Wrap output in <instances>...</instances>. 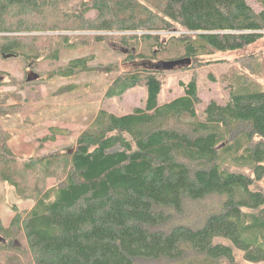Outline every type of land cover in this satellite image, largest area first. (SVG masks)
Instances as JSON below:
<instances>
[{
	"label": "trees",
	"instance_id": "obj_1",
	"mask_svg": "<svg viewBox=\"0 0 264 264\" xmlns=\"http://www.w3.org/2000/svg\"><path fill=\"white\" fill-rule=\"evenodd\" d=\"M257 1L258 10L250 0H0V55L22 56L31 68L66 48L158 41L160 31H182L172 46L182 54L167 60L122 47L129 60H143L118 72L106 96L145 85L146 104L127 113L101 108L72 148L19 158L1 121L17 107L1 96L0 180L34 204L12 205L9 226L0 221V264L63 256L68 264L264 262V111L239 105L264 98V49L230 61L220 75L226 100H204L195 72L181 81L182 95L158 101L165 73L226 61L205 58L264 38V0ZM90 59H72L60 72L75 75ZM179 59L186 65H161ZM53 130L52 139L60 132ZM50 179L56 183L48 186ZM130 199H140L148 216L122 219ZM71 231L90 256L74 261L71 248L57 244ZM157 236L170 251H160Z\"/></svg>",
	"mask_w": 264,
	"mask_h": 264
},
{
	"label": "rangeland",
	"instance_id": "obj_2",
	"mask_svg": "<svg viewBox=\"0 0 264 264\" xmlns=\"http://www.w3.org/2000/svg\"><path fill=\"white\" fill-rule=\"evenodd\" d=\"M250 3L257 10L261 8L257 0H250ZM95 13L96 11L90 10L87 15L94 16ZM160 32L161 36L158 41L152 39L139 41L136 44L129 41L128 44L116 45L105 40L81 45L77 49L66 48L59 52V58L37 59L32 68L25 65L22 56L3 57L0 55V99L4 94H8L7 107H17L16 111L8 113L5 117L2 116L1 121L4 130L11 134L9 144L18 157L27 159L30 156H41L57 150L72 148L78 135L93 121L101 108L114 113H127L138 106H145L148 94L145 85L131 88L121 96L108 97L106 91L118 72L136 70L141 66L140 61L143 59L129 60L127 57L131 52L124 51L125 48H122L124 46L129 45L128 47L135 48L138 54L144 53L147 56L151 55L152 51H156L157 59L162 60L182 54V48L172 47L174 39L182 31ZM262 49H264V38L246 50L217 52L205 58L208 60L225 59L226 61L212 62L199 69L184 68L165 73L162 76L164 80L162 90L158 95L159 103L182 95L184 87L181 81H190L195 72L198 75L199 92L204 100L210 98L226 100L228 93L220 81V75L228 70L231 65L230 61L236 57H242L244 53L260 52ZM78 57H91L88 61L89 67L75 75H64V73L62 75L60 67H65L72 59ZM185 65L181 62L177 64V67ZM261 80L264 82V79ZM239 105L247 111H264V98L249 104L239 102ZM54 128L60 129V132H57L52 139ZM26 180L32 181V185H35L34 177H27ZM55 183L54 179H50L48 186ZM24 195L18 196L12 185L0 180V221L5 227L9 226L15 213L12 205L20 210L33 206L34 200L23 198ZM145 209L146 205L141 204L140 199H130L118 215L124 220L137 215L148 216ZM53 220L56 218H51V221ZM71 232L62 235L57 240V244L71 248L70 250L75 254L74 261L77 256L81 258L90 256L89 251L77 242V234ZM157 238L158 236L155 239ZM156 243L160 251H170L160 238L156 240ZM71 262L69 257L63 256L52 263L46 261L45 264ZM257 264H264V262Z\"/></svg>",
	"mask_w": 264,
	"mask_h": 264
},
{
	"label": "water",
	"instance_id": "obj_3",
	"mask_svg": "<svg viewBox=\"0 0 264 264\" xmlns=\"http://www.w3.org/2000/svg\"><path fill=\"white\" fill-rule=\"evenodd\" d=\"M183 62V60H173V61H165V62H162L161 65L163 66H167L168 68H171L173 66H177V64ZM190 62V60H189Z\"/></svg>",
	"mask_w": 264,
	"mask_h": 264
}]
</instances>
